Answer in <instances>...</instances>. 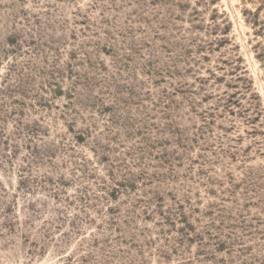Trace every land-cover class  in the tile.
I'll list each match as a JSON object with an SVG mask.
<instances>
[{
    "label": "rangeland",
    "instance_id": "374dc122",
    "mask_svg": "<svg viewBox=\"0 0 264 264\" xmlns=\"http://www.w3.org/2000/svg\"><path fill=\"white\" fill-rule=\"evenodd\" d=\"M0 264H264V0H0Z\"/></svg>",
    "mask_w": 264,
    "mask_h": 264
}]
</instances>
